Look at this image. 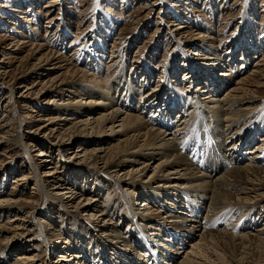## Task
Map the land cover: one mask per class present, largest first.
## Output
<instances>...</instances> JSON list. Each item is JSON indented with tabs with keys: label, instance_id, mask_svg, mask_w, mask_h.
Returning a JSON list of instances; mask_svg holds the SVG:
<instances>
[{
	"label": "rangeland",
	"instance_id": "374dc122",
	"mask_svg": "<svg viewBox=\"0 0 264 264\" xmlns=\"http://www.w3.org/2000/svg\"><path fill=\"white\" fill-rule=\"evenodd\" d=\"M192 63L200 66L195 69ZM242 78L264 82V0H0V201L18 200L11 209L0 208V250L5 248L8 252L0 253V264H19L16 260L23 253L37 257L32 264H61L67 251L75 254L71 264H83L76 261L83 246L87 247V264H101L108 253V261L112 262L110 254L114 252L119 259H125L114 257L113 264H128L134 253L128 250L132 248L113 249L114 244L97 229L106 221L114 224L117 220L121 221L119 234L124 235L119 239L121 244L123 239H133L128 235L136 239L142 236L140 226L130 224L125 209L137 191L135 212L148 201L153 209L146 213L158 218L153 219L158 224L145 222L142 228L152 231L149 225L163 224L161 236L165 238L164 231L180 223L186 226V233L194 236L186 238L183 249L169 257H180L181 264L187 254H193L191 249L203 232L191 229L194 219L182 222L175 217L166 218L169 212L179 216L178 201H182L187 189L173 195V207L160 206L141 195L143 192L130 184L153 187L157 175L163 174L153 173L163 161L162 156H157L153 163L154 160L147 159L149 152H143V157L137 158L139 161L128 158L120 167L113 168V151L111 155L103 151L119 142L123 128L116 122L114 132L107 126L106 133L101 135L81 133L79 116L88 111L75 112L78 108H74V103L80 99L84 103L91 99L102 102L97 106L104 107L94 110L96 115L118 106L125 114L141 115L144 121L149 117L161 118L170 124L163 131L174 133L192 103L200 101L203 105L208 101L203 99L211 95L226 97ZM101 85L107 87L106 93ZM216 87L219 90L212 91ZM250 89L256 95L246 106L255 111L234 125L231 136L235 130L251 131L260 110H264V85ZM117 90L118 97L113 94ZM146 94L153 97L149 99L150 107L160 103L155 116V111L144 110L139 104L140 100L145 103ZM172 101L179 102L174 109L178 119L167 115L172 111L168 108ZM130 107L135 112H129ZM160 112L163 116H158ZM260 118L262 125L264 116ZM262 135L251 139L253 144L248 141L249 147H243L241 152L257 146ZM102 136L109 139L103 140ZM237 140L231 137L232 148L247 141L246 137ZM97 155L98 161L94 160ZM142 165H149L146 172L138 171L134 179L131 174L125 176L123 169L133 172V167L134 171L142 170ZM24 174L27 180L18 181ZM214 175L209 179L215 180ZM67 186L75 189V195L69 198L63 190ZM245 206L241 205L239 215L231 207L232 217L242 220V215L254 205ZM227 208L211 211L219 215L217 221L221 225ZM89 213L96 216L95 224L86 222ZM18 214L23 218L22 229L11 231L10 221ZM250 218L256 221L252 233L260 228L264 231V205H258L249 221ZM245 221L240 224H246L248 231L250 227ZM234 233L242 235L240 230ZM10 245L13 246L8 251ZM100 245H109L112 250L102 251L104 247ZM137 246L144 247L134 240V247ZM93 255L99 258H91ZM162 264L171 263L164 260Z\"/></svg>",
	"mask_w": 264,
	"mask_h": 264
},
{
	"label": "bare ground",
	"instance_id": "6f19581e",
	"mask_svg": "<svg viewBox=\"0 0 264 264\" xmlns=\"http://www.w3.org/2000/svg\"><path fill=\"white\" fill-rule=\"evenodd\" d=\"M192 64L195 69L200 66V64ZM257 65H259V63H256V66ZM200 70L201 69H198V71ZM222 75L224 76L226 74ZM194 76L196 77V73ZM242 79L244 80L236 82L235 88L231 89V92H228L226 97H214L211 95L210 97L208 96L209 98L203 99H208L203 105L199 104V100L197 104L196 102L192 103L188 114H184L187 116L179 122L174 133L163 131L164 128H168L170 124L161 118L149 117L148 120L144 121V118L141 115L125 114L121 112L120 107L118 106H114L112 111L106 110V112L104 111L99 115H96L97 112L94 110L102 109L104 106L101 104L100 106H97L102 102L91 99L90 102L84 103L82 99H77L79 101L75 100L76 102L74 103V108H78V111L76 110L75 112L88 111H85V113H88L87 115L79 116V126L82 127L81 133L88 135H101L106 133L107 126H110V130L114 132L116 122L119 123V127L123 128L124 132L122 135H119L120 137L118 136L119 142L115 144L114 147L106 148L103 151L105 154L106 152H110L108 155H111V151H113L112 158L110 156L113 168L120 167L122 163L128 160V158H131V160L136 162L138 160L137 158L143 157V152H149L147 159L154 160L153 163L157 161V156H162L163 161L158 163L153 171L154 174L157 171L163 173L161 176L157 175L158 180L155 179V182L153 183H156V186L149 187V185L138 186L134 183L130 184L132 187L134 186L136 190L142 191L143 194L140 193L141 195L152 199L153 203H159L160 206L170 205L173 207L175 200L173 195L177 192H181L183 189H187V191H184V198H181L184 208L182 207V201H178L180 206L176 209L177 215L179 216L169 212V215H166V218L175 217L177 218L176 221L182 222L193 221L192 219H194L196 222H194L195 224H193V228L191 229H200L203 232L198 236L199 241L195 244V248L191 249V252L195 254L196 257H193V254H187V256L183 258L181 264H208L206 260H213L210 264L264 263V231L260 228L252 233L251 231L256 228V221H253L252 218H250V221L248 219L250 216L253 217L258 205H264V123L262 125L260 124V117L264 116V110H260V117H257L258 120L253 122L251 131L249 130L246 132V129L239 131L235 130L233 131L232 136L229 135V132L232 129H235V124L245 120L249 117L251 112L255 111L248 109L249 105L246 106V104H249L256 95V91L253 90L254 88H250L253 86L261 87L264 85V82L260 79L256 82L255 79ZM97 82L99 85L100 82ZM100 88L104 93L107 92L106 86L103 87L101 85ZM214 90L218 91L219 88L216 87L212 89V91ZM116 92H119V90L113 92V94L118 97ZM198 93L197 90L196 97H198ZM151 98H153L151 95L148 96V94H146L144 98L146 100L145 103L144 100H140L139 104L143 105L142 108L144 110L150 109L151 113L155 111V116L160 103L157 104L159 102L157 101V103L155 102L154 104H151L150 107L149 99L151 100ZM175 99L179 101L177 95ZM178 103L179 102L177 101H172L171 104H169L168 108L172 111L168 112L167 115H169L170 118L174 115V109ZM205 107H208V110H206ZM243 107L245 108L243 109ZM263 107L264 106H262V109ZM130 108L129 112H135L134 108ZM212 108L215 111H212ZM75 112L73 113L74 115ZM160 115L163 116V113L160 112L158 116ZM175 117L178 119V115ZM77 121L78 120H76V122ZM215 121L217 122V125L214 126ZM148 123L150 126H148ZM77 124L78 123H76V125ZM221 127H223V132H220ZM259 133H263V135L261 138H258L261 139L259 144L253 146L254 151L251 149L244 151L245 153L241 152L243 147H249L246 146L248 141L250 144H253L254 141L251 142L250 140L257 138ZM234 136L237 137L238 140H242L246 137L247 141L241 144L238 142L234 148H232L230 139ZM17 139L20 140V137ZM104 139L108 140L109 138L103 137V140ZM101 148V150H103V147ZM151 148L152 150H150ZM234 154H238V156L236 157ZM98 157V155L95 156L94 160L98 161ZM191 157L193 158V161L191 160ZM245 159H249V162H243ZM149 165L152 166V164ZM149 165H142V170L138 168L134 171L133 167V172H128L127 169H123V171L126 174L125 176L131 174L134 179L135 177H138L136 176L138 171L146 172L148 170L147 166ZM53 174L54 172L48 175ZM212 174L217 175L215 180L209 179L212 177ZM26 176L27 175L24 174L18 179V181L27 180V178H25ZM63 190H66L67 192L65 193L70 195L67 196V198L75 195V189L72 188V186H67ZM136 193L135 195H137ZM135 195L132 196V200L128 202V206L126 205L125 209L129 214L130 224H132L133 227L140 226L142 236L138 237V239L133 235H128V237L132 236L138 244L144 245L145 248L143 246L134 247V240L132 238H129L128 240L123 239L124 243H120L119 239H122L124 236L122 233L119 234L121 221L119 223L116 220L114 224H110V220L109 222L106 221L104 224H101L97 230L100 231L108 241H111L112 244H114L113 249L118 250L128 248V246L129 248H132L128 250L134 252L130 255L131 260L127 261L128 264H162L164 260H167L171 264H179L178 260L180 257L177 258L178 256H174V252L179 253L180 250L183 249L185 242H187L186 238H193L194 236L186 233V226L182 227L180 226V223H174V226H172L173 228L168 230L165 228L166 231L163 233L164 236H166L165 238L161 236L163 228L161 225L163 224L155 226L149 225V228L153 229L152 231L142 228L141 226L145 225V222H149L148 224H158L156 220H153L158 218L156 215L153 216V214L146 213L147 211L152 212L150 209H153V206L148 201H143V207L141 209H136L137 212H135L133 209V203L135 204L137 202ZM17 201L18 200L12 199L2 200L0 201V208L3 210L11 209L16 205L14 203ZM241 205H254L253 207L251 206L252 209L249 208L251 210L248 213L242 215V220H246L245 223L250 227V229H247L248 231H246V224L241 225L240 222L242 220L236 219L239 218L237 216L236 218H233L234 216L231 214V207H235L238 215L242 214ZM227 207H230V210ZM224 208L227 209L225 210V214L223 213L224 223L221 225L220 222L217 221L219 215L211 213V211L218 212V210ZM103 210L104 209L101 210V213L104 214L105 211ZM142 210H144V212ZM89 218L90 219L86 222L95 224L96 216L93 213L90 214ZM10 223L11 231L22 229L20 227L24 224L23 218L19 214L11 219ZM40 227H42L41 223ZM251 227H253V229ZM178 229H183L184 232L179 234L177 232ZM238 230L242 232V235H235L234 231ZM85 232L86 231H84V233ZM96 240L97 242H100L99 238ZM174 242H177L178 244H173ZM11 246L13 245L7 247L8 251ZM99 247H104L102 251L105 252H108L107 250L109 249L110 251L112 250V248H108L109 245H100ZM174 247L176 249H174ZM86 248V246H83L78 252L79 254H76V257L78 258L76 261L83 264L89 263L87 262L88 259L86 260L88 254L84 255L85 252H87ZM170 250L173 252L170 253ZM0 253H3L2 255L8 254V252L6 253L5 248L0 250ZM116 253L117 252L110 254L113 256L112 262L108 261V253L107 258L105 260L103 259L101 264H113L114 257L119 259ZM172 254H174V258H169ZM159 255L161 256L160 258ZM31 256L32 255L28 253L19 254L16 262L18 261L19 264H32L36 256H34V259L32 258L33 256ZM73 256H75V254L71 255L69 251L65 252V254L62 255L63 260H61V264H71V261L74 258ZM197 256L205 258L206 260H197ZM133 257L136 259V262L134 263ZM91 258L97 260L99 256L93 255ZM123 259L125 258L119 260ZM66 261L70 262L68 263Z\"/></svg>",
	"mask_w": 264,
	"mask_h": 264
}]
</instances>
